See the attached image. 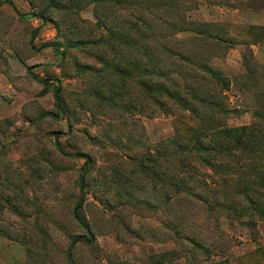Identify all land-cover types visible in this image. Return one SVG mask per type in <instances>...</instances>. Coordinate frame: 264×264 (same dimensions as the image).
<instances>
[{"label": "rangeland", "instance_id": "374dc122", "mask_svg": "<svg viewBox=\"0 0 264 264\" xmlns=\"http://www.w3.org/2000/svg\"><path fill=\"white\" fill-rule=\"evenodd\" d=\"M12 2L0 264H264V148L211 138L264 123V0ZM174 60L201 92L185 113L165 92Z\"/></svg>", "mask_w": 264, "mask_h": 264}, {"label": "trees", "instance_id": "16d2710c", "mask_svg": "<svg viewBox=\"0 0 264 264\" xmlns=\"http://www.w3.org/2000/svg\"><path fill=\"white\" fill-rule=\"evenodd\" d=\"M8 3L12 4L14 6L12 0H8ZM209 37L212 38L211 35H209ZM49 47L55 48V45L54 44H46L43 46V48H49ZM171 52H172V55L174 58H177L179 60H188L189 61V58H185V56H183V53L181 50L175 49V50H172ZM174 61H177V60H174ZM177 62H179V64L177 63L178 64V66H177L178 71L172 73V76L169 79L170 86H169V88L167 87V90H165V92L171 99L176 101L180 107H182V108L184 107L183 111L185 113L186 110H188V108H187L188 104L191 102V99L189 98L190 99L189 100L185 94L186 93L193 94L192 96L194 97V100L196 102H202L200 99V96H199V94L201 92L199 91L200 90L199 88H195V87L187 84L186 80L189 77H186L183 75V69H182L183 66H181L182 62L181 61H177ZM204 67L206 68V66H204ZM208 69H209L208 73H209V76L211 77L212 82L217 84L219 82L224 81V79H222V75L220 72L213 71L210 68H208ZM195 78H199V76L194 77L193 79H195ZM56 100H57L58 106L61 105V103L63 102V93H62V88L60 86H58L56 89ZM211 104L217 106L215 101H212L210 103V105ZM181 119L183 120L182 116H181ZM189 128H190V130L195 131V129H197V125L189 127ZM233 133H234V135H232ZM223 134H224V136L229 137V138H232V136H233L235 138L237 147H240L242 149H244L245 147L256 148V147H260V146L262 149L264 148V123H262V122L253 124L252 127L243 126V127L235 128V129L221 128L220 131H218V132L215 131V132L211 133V138H212V136H220ZM205 136L208 137L207 135H205ZM212 141H213V138H212ZM198 142H199V148L200 149H204L205 151L211 149V148L203 146L202 142L200 140H198ZM213 146L214 147L216 146L215 143L213 144ZM177 148H179V147L177 146ZM177 152H178V149L176 152H174L175 158L177 156H179ZM63 154L68 155V156H85L82 153L69 154V153L63 152ZM87 163L88 162L86 161L85 166L87 165ZM180 164H182V162H180ZM80 189H81V193L83 194L85 191V181H84L83 175L81 176V180H80ZM83 204H84V198L82 196L80 201L76 204V206L74 208V212H73L74 218L81 224L84 223L82 215H81V210L83 208Z\"/></svg>", "mask_w": 264, "mask_h": 264}]
</instances>
